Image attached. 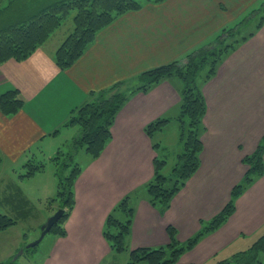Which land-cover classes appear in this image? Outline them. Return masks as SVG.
Here are the masks:
<instances>
[{
	"label": "crops",
	"instance_id": "1",
	"mask_svg": "<svg viewBox=\"0 0 264 264\" xmlns=\"http://www.w3.org/2000/svg\"><path fill=\"white\" fill-rule=\"evenodd\" d=\"M261 1L144 2L140 10L119 17L102 30L86 53L66 71L57 67L54 56L70 35L71 23L56 31L53 42L44 44L28 59L3 63L0 96L17 90L24 106L13 116L0 111V166L5 162L9 170L19 164L24 169L31 160L38 162V153L44 156L45 151L52 161L63 146L71 145L80 135V126L65 123L74 110L92 100L94 93L118 82L133 81L144 71L208 46L206 42L212 34L236 22ZM261 4L264 6V2ZM3 15L8 20L4 24L16 21L14 10L7 9ZM246 37L225 38L227 42L234 38L239 43L203 86L207 111L201 166L173 198L171 206L161 212L148 202L146 193V185L154 177L155 159L169 165L165 136L168 128L175 127L173 123L177 125V159L181 153L176 122L180 86L163 82L150 92H139L129 99L116 116L112 139L101 156L89 158L81 165L83 171L75 183V208L65 224L66 236L53 238L41 264H128L129 252H114L103 235L108 215L128 195L135 208L130 249L167 246L169 227H174L179 241L185 243L200 231L202 222L224 210L232 190L249 170L244 159L256 151L264 137V25L255 35ZM164 117L172 121L152 140L145 128ZM63 131L67 138L58 142ZM154 144L158 147L154 148ZM1 183L6 185L4 176ZM11 188L7 187L9 195L15 197ZM23 197L18 200L28 201ZM7 201L11 203L9 198ZM45 222L46 219L39 228ZM261 232L264 176L237 199L236 211L229 220L205 236L177 264H218L247 250ZM19 238L0 262L23 248L25 236L20 234Z\"/></svg>",
	"mask_w": 264,
	"mask_h": 264
},
{
	"label": "trees",
	"instance_id": "2",
	"mask_svg": "<svg viewBox=\"0 0 264 264\" xmlns=\"http://www.w3.org/2000/svg\"><path fill=\"white\" fill-rule=\"evenodd\" d=\"M28 1L31 2V5L28 4L31 11L29 9L30 13L27 16L0 27V66L9 60L28 59L58 29L65 27L67 20L72 17V23L69 22L72 24L71 33L54 56L57 67L66 71L86 53L98 34L112 25L119 17L140 10L144 2L160 4L166 0ZM5 11L1 12L0 16ZM260 11L262 17L258 30L264 25V7ZM238 43L239 40L230 43L226 39L214 47L144 71L134 79L133 84L118 82L109 89L94 93L91 101L72 112L65 126L78 125L81 133L72 142L71 150L68 152L60 150L53 159V161L59 160V164L65 168L72 166V170L67 176L60 172L56 173L59 177L58 191L56 197L50 201L58 203L56 210L63 209L64 215L50 233H56L60 237L66 236L65 224L76 204L75 183L83 171L82 166L75 163L80 149H85L91 160L99 158L112 139L111 129L116 116L129 99L139 92L148 93L163 82H169L175 87V84L179 83L180 86L181 101L176 122L182 150L178 155L176 165L169 174L165 173L167 162L159 158L155 159L154 177L146 185V193L148 202L161 212L171 206L173 198L186 186L201 166L202 135L205 130L204 117L207 111L203 86L216 75L221 62L235 50ZM207 65L210 69L207 74L202 75ZM126 84L132 85L126 87ZM23 106L24 101L17 90L0 96V111L6 116H13ZM171 121L170 118H159L149 124L145 131L154 140L155 136L163 132ZM157 147L158 144H154V148ZM244 162L249 170L232 190L227 206L210 221L202 222L200 231L185 243L178 240L176 229L169 227L167 246L130 249L135 208L131 195L124 197L110 212L104 225L103 234L111 250L116 253L129 252L128 264H177L180 258L194 249L205 236L214 233L229 220L236 211L237 199L264 176V137L256 151L246 157ZM25 168L27 173L22 177L29 178L41 172L44 165L42 162L31 160ZM16 225H18L17 219L0 214V232ZM263 255L264 234L248 250L238 252L218 264H262ZM2 264H18V260L12 259Z\"/></svg>",
	"mask_w": 264,
	"mask_h": 264
},
{
	"label": "rangeland",
	"instance_id": "3",
	"mask_svg": "<svg viewBox=\"0 0 264 264\" xmlns=\"http://www.w3.org/2000/svg\"><path fill=\"white\" fill-rule=\"evenodd\" d=\"M27 2L28 0H0V13L7 9L8 10L10 9L12 11L14 10L15 14H17L15 15L17 20L23 18L28 14L26 9L29 7V5L27 4ZM263 2L264 0L261 1V3ZM261 3L257 4L256 7L254 5L252 8L246 10L245 14L241 16L236 22H232V23L230 22L229 24H226L225 28L222 31L212 34L211 38L209 37L207 40L208 42H206L211 44L210 45L208 44V46L201 48L193 53H196L203 49L206 50L210 47H214L218 43L224 41L226 37L234 36L235 34H236L235 36H238V38H242L243 36H251V34L256 33L262 17L261 11L258 9H262L264 7L262 6L263 4ZM256 13H259L260 17H257ZM250 16H252V18L249 19ZM253 17L255 18L253 19ZM11 18L12 17L10 16L8 19L10 20ZM4 20H5L4 15H1L0 27L2 25H5L4 22L8 21V20L5 21ZM69 22L72 23V17H70L67 20L66 26H68ZM237 30L239 31L238 33H236ZM201 35L206 36V34L203 32ZM53 37L54 36H52L46 43L47 44L52 43ZM233 40L235 39L234 38L230 39V43L233 42ZM209 69L210 66L207 65L203 70L202 75L207 74ZM133 81H130L128 83H132ZM132 84L130 85L126 84V87H130ZM173 124H175V127L173 125V127L168 128L166 131L167 135L165 136V143L167 144L166 148H168L170 152L168 156L169 165L165 170L166 174H169L173 169V167L176 165L177 163L176 152L179 150L178 147L176 148L177 144L175 143L177 125L176 123ZM63 132L64 133L60 135L61 138L58 140V142L60 141L63 142L67 138L66 136L63 135L66 133V131ZM180 149L182 150V147ZM62 150L64 152H68L69 150H71V145L63 146ZM47 154L48 153L46 151L44 156L42 153L41 154L38 153L39 160L37 161L38 163L42 161V164L44 165V169L42 170L41 173L35 174V176L33 175L29 178L20 177L21 174L25 175L27 173V169L26 168L23 169L21 164H19V166L16 165V167L13 170H9L10 169V168L8 169L9 165L7 166V163L5 162L2 166H0V214L9 215L10 217L18 220V227H14V228L12 227L13 229L10 228L11 230L5 233L4 231L3 233L0 232V259L3 258V256L7 254L9 251H11L16 241L20 239L19 235L21 234L25 236V239L23 240L24 244L22 246L25 249V252L17 259L18 264H41L46 253L49 252L53 238L55 236L60 237L56 233H49L46 235L44 240L38 246L34 248L26 249L27 245L36 241L40 237L41 228H39V226L42 224V222L45 221V219L47 221V219L49 218L48 215L50 213L54 214L57 211L56 209L58 203H54L50 201L52 198L56 197L58 191L59 177L56 175V173L60 172L62 173V175L67 176L71 173L72 170V166L65 168L61 164H59L60 162L59 160L50 161V159L48 158L50 156L49 154L48 155ZM89 156L90 155L86 153L85 149H80V152L77 154L75 158V163L79 165H84L85 163H87L88 159L90 158ZM53 157H56V155ZM1 176H4L6 185H2ZM8 186L13 187L11 188L13 189L11 194H15V197L9 195L10 192L7 190ZM23 193L27 195H24ZM22 195L25 198H27L28 201L25 200L22 202L19 201L18 197H23ZM5 198L6 200L3 201ZM8 198L11 201V203L7 201ZM10 205L15 206L16 209L14 210ZM263 234L264 232L263 233L261 232L259 236H256L257 237L256 240L259 237H261ZM253 243L254 242H251L250 246H252ZM250 246H247V248L245 249L248 250ZM20 250L16 254H13L10 258H8V260L6 259L0 262V264L6 263L12 259L14 260L15 256L20 252ZM262 258H263L262 264H264V257Z\"/></svg>",
	"mask_w": 264,
	"mask_h": 264
},
{
	"label": "water",
	"instance_id": "4",
	"mask_svg": "<svg viewBox=\"0 0 264 264\" xmlns=\"http://www.w3.org/2000/svg\"><path fill=\"white\" fill-rule=\"evenodd\" d=\"M63 215H64V210L59 209L52 216H50L47 219V221L45 222V224L41 227L40 237L36 241L27 245L26 249H30V248H34V247L38 246L44 240L46 235L51 232L53 227L56 224H58L59 220L63 217ZM24 252H25V249L24 248L21 249L20 252L15 256L14 260H17L22 254H24Z\"/></svg>",
	"mask_w": 264,
	"mask_h": 264
},
{
	"label": "bare ground",
	"instance_id": "5",
	"mask_svg": "<svg viewBox=\"0 0 264 264\" xmlns=\"http://www.w3.org/2000/svg\"><path fill=\"white\" fill-rule=\"evenodd\" d=\"M10 2V1H9Z\"/></svg>",
	"mask_w": 264,
	"mask_h": 264
}]
</instances>
